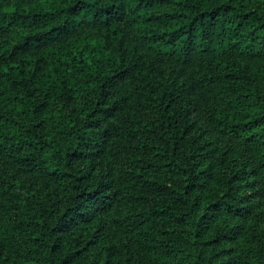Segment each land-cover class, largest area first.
<instances>
[{"label": "rangeland", "instance_id": "rangeland-1", "mask_svg": "<svg viewBox=\"0 0 264 264\" xmlns=\"http://www.w3.org/2000/svg\"><path fill=\"white\" fill-rule=\"evenodd\" d=\"M257 6L264 12V2ZM141 82L115 89V98L124 94L123 111H104L98 122L91 118L103 109L95 89L40 95L35 115L5 104L14 116L9 134L38 145L0 150V264H56L55 255L57 264H264V183L252 154L213 122L231 86L223 83L220 97L204 95L168 61ZM255 82L264 94V76ZM164 85L179 92L171 125L151 96ZM60 114L68 115L69 133L57 125ZM60 157L64 167L54 171ZM82 188L112 196L113 205L97 212L86 200L82 217L67 220ZM221 200L229 206L216 212ZM166 206L186 220L161 224L152 240L138 238L137 221Z\"/></svg>", "mask_w": 264, "mask_h": 264}, {"label": "trees", "instance_id": "trees-1", "mask_svg": "<svg viewBox=\"0 0 264 264\" xmlns=\"http://www.w3.org/2000/svg\"><path fill=\"white\" fill-rule=\"evenodd\" d=\"M257 1L264 2L0 0V150L24 152L38 145L28 136L9 134L7 123L14 116L4 110L6 103L18 102L35 115L41 109L40 95L69 98L95 89L103 104L100 113H91L92 121L98 122L104 111L109 116L123 111L124 94L115 98V89L142 85L141 81L162 73L168 61L179 64L191 80L189 86L204 95L220 97L221 85L231 86L226 110L217 109L213 122L219 132L240 140L252 154L254 175L264 183V94L255 82L264 76V12ZM6 56L14 62L5 63ZM178 95L167 85L151 91L168 125ZM107 103L110 106L104 108ZM68 119L66 114L56 118L60 130L67 133ZM46 145L41 142L40 148ZM62 164L63 157L57 158L54 171H60ZM75 198L67 208V220L82 217L80 205L86 200L97 212L113 205V197L98 190L82 188ZM228 206L221 200L216 212ZM184 220L171 206L154 207L137 221L136 233L152 240L161 224ZM190 250L198 260L197 246ZM54 259L59 263L60 258Z\"/></svg>", "mask_w": 264, "mask_h": 264}]
</instances>
